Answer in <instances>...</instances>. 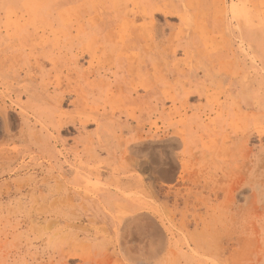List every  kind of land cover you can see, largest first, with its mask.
<instances>
[{
  "label": "rangeland",
  "instance_id": "374dc122",
  "mask_svg": "<svg viewBox=\"0 0 264 264\" xmlns=\"http://www.w3.org/2000/svg\"><path fill=\"white\" fill-rule=\"evenodd\" d=\"M0 264H264V0H0Z\"/></svg>",
  "mask_w": 264,
  "mask_h": 264
},
{
  "label": "bare ground",
  "instance_id": "6f19581e",
  "mask_svg": "<svg viewBox=\"0 0 264 264\" xmlns=\"http://www.w3.org/2000/svg\"><path fill=\"white\" fill-rule=\"evenodd\" d=\"M155 12V11H154ZM194 61V60H193ZM97 86V85H96ZM219 100V99H218ZM23 112V111H22ZM170 167V166H169ZM254 197V196H253ZM262 207V206H261ZM254 226V225H253ZM256 230V229H255Z\"/></svg>",
  "mask_w": 264,
  "mask_h": 264
}]
</instances>
